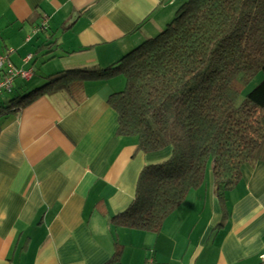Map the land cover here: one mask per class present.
I'll use <instances>...</instances> for the list:
<instances>
[{"label":"crops","instance_id":"0c3cea01","mask_svg":"<svg viewBox=\"0 0 264 264\" xmlns=\"http://www.w3.org/2000/svg\"><path fill=\"white\" fill-rule=\"evenodd\" d=\"M184 1L0 0V55L12 50L11 63L33 73L13 93L45 70L113 65L165 29ZM113 91L88 82L78 105L57 94L0 119V264H144L146 249L152 264H264V162L242 166L223 201L209 172L159 234L116 223L142 168L170 150L143 155L135 138L117 136Z\"/></svg>","mask_w":264,"mask_h":264},{"label":"trees","instance_id":"16d2710c","mask_svg":"<svg viewBox=\"0 0 264 264\" xmlns=\"http://www.w3.org/2000/svg\"><path fill=\"white\" fill-rule=\"evenodd\" d=\"M119 76L123 89L107 100L117 136L135 138L143 155L170 150L142 168L132 202L114 218L119 226L159 234L207 172L223 201L242 166L264 162V0H185L165 29L113 65L64 70L26 93L13 86L0 119L57 94L78 105L85 83Z\"/></svg>","mask_w":264,"mask_h":264},{"label":"built area","instance_id":"2783aa9c","mask_svg":"<svg viewBox=\"0 0 264 264\" xmlns=\"http://www.w3.org/2000/svg\"><path fill=\"white\" fill-rule=\"evenodd\" d=\"M11 54H13L12 50L7 54L0 55V96L11 92L16 79L28 81L31 78L30 71L19 69L11 63L9 60ZM30 59V55L26 56L23 63H27ZM260 259L264 262V254L260 256Z\"/></svg>","mask_w":264,"mask_h":264},{"label":"rangeland","instance_id":"374dc122","mask_svg":"<svg viewBox=\"0 0 264 264\" xmlns=\"http://www.w3.org/2000/svg\"><path fill=\"white\" fill-rule=\"evenodd\" d=\"M44 61H42V60H40V61H37V63L35 64L36 65V68L37 69H40L41 67H43V65L44 64H46L45 62L43 63ZM45 75H42L41 73L40 74H36L35 75V80L32 82V84L31 85H28L29 87L30 86H32L33 84H35L36 82H41V80H42V78H44L43 76H45L46 78L47 77H49V76H51L53 73H49L50 71H46L45 70ZM48 72V73H47ZM262 80V75H259V76H257L256 78H255V80L251 83V85L249 86V88L246 90V92H249L252 88H254L257 84H259L260 83V81ZM45 83V82H44ZM43 83V84H44ZM20 84H23V82H20V81H18L17 83H16V85H20ZM42 84V85H43ZM41 85V86H42ZM108 85H109V87H111V90H114L113 92H118V91H120V90H122L123 89V86H124V79H123V77L122 76H119V77H117V78H115V79H112V80H109L108 81ZM40 87V86H39ZM23 89H24V92L23 93H26L27 92V90L28 91H30L29 90V88H27V85H25L24 87H23ZM9 98H13L14 97V94H12V95H10V96H8ZM0 100H1V97H0ZM208 173L209 172H207V175H206V179H205V183H204V185L202 186V189H204L203 187H206V183H207V178H208ZM147 250V251H146ZM146 250H142V254H143V260L145 259V257L147 256V262L145 263L144 262V264H152V261L154 260L153 259V253H152V250L151 249H146ZM158 259L160 260L161 259V254L159 253L158 254ZM164 260V259H163ZM162 262H164V261H162ZM160 264H165V263H160ZM166 264H177V263H168V262H166Z\"/></svg>","mask_w":264,"mask_h":264},{"label":"bare ground","instance_id":"6f19581e","mask_svg":"<svg viewBox=\"0 0 264 264\" xmlns=\"http://www.w3.org/2000/svg\"><path fill=\"white\" fill-rule=\"evenodd\" d=\"M30 56H31V55H30ZM29 61H30V60H29ZM22 62H23V60H22ZM27 63H28V62H27ZM24 64H26V63H24ZM24 71H30V72H31V70H24ZM32 76H33V73L31 72V78H30V79H32ZM30 79H29V80H30ZM16 80H17V79H16ZM16 80H15V81H16ZM19 80H20V79H19ZM29 80H28V81H29ZM15 81H14V82H15ZM22 81H23V80H22ZM13 86H14V84H13ZM262 255H263V254H262ZM260 260H261V259H260ZM262 262H263V261H262Z\"/></svg>","mask_w":264,"mask_h":264}]
</instances>
